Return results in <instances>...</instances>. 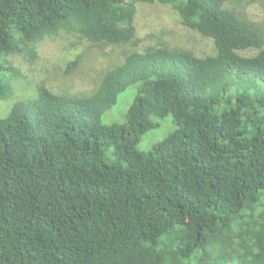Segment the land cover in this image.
I'll list each match as a JSON object with an SVG mask.
<instances>
[{
	"label": "trees",
	"instance_id": "1",
	"mask_svg": "<svg viewBox=\"0 0 264 264\" xmlns=\"http://www.w3.org/2000/svg\"><path fill=\"white\" fill-rule=\"evenodd\" d=\"M139 4L171 7L211 54L140 49ZM253 5L264 11V0H0L2 100L22 75L11 58L35 64L46 37L133 48L91 93L39 84L0 118V264H264V22ZM168 119V135L140 150Z\"/></svg>",
	"mask_w": 264,
	"mask_h": 264
},
{
	"label": "rangeland",
	"instance_id": "2",
	"mask_svg": "<svg viewBox=\"0 0 264 264\" xmlns=\"http://www.w3.org/2000/svg\"><path fill=\"white\" fill-rule=\"evenodd\" d=\"M248 15L254 22H264V11L259 5L251 6ZM134 25L140 49L162 41L174 47L192 50L199 56L211 54L213 50L209 40L183 27L176 13L166 5L139 4ZM129 49L133 50L132 47L93 45L86 39L66 34L46 37L38 45L39 58L35 64L29 65L11 58L20 66L22 75L14 83L15 94L8 100L0 99V118L9 113L19 98L34 91L39 84H45L59 94L91 93L104 74L123 60L125 51ZM75 62L76 68L69 70ZM133 94L135 95L134 89L123 96L113 114L108 116L120 121L132 103ZM108 116L105 117L106 123H110ZM171 123V119L165 120L158 130L148 133L140 150L152 149L155 143L168 135Z\"/></svg>",
	"mask_w": 264,
	"mask_h": 264
}]
</instances>
